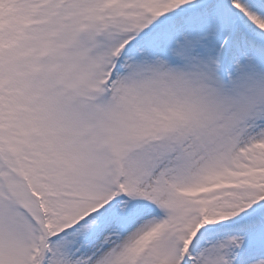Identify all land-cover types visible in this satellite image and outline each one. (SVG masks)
<instances>
[{
  "label": "snow or ice",
  "instance_id": "snow-or-ice-1",
  "mask_svg": "<svg viewBox=\"0 0 264 264\" xmlns=\"http://www.w3.org/2000/svg\"><path fill=\"white\" fill-rule=\"evenodd\" d=\"M0 264H264V0H0Z\"/></svg>",
  "mask_w": 264,
  "mask_h": 264
}]
</instances>
